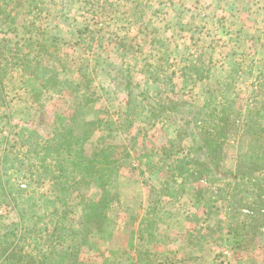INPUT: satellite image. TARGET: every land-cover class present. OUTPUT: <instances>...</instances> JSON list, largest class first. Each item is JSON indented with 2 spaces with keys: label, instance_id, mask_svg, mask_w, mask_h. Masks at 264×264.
I'll list each match as a JSON object with an SVG mask.
<instances>
[{
  "label": "rangeland",
  "instance_id": "rangeland-1",
  "mask_svg": "<svg viewBox=\"0 0 264 264\" xmlns=\"http://www.w3.org/2000/svg\"><path fill=\"white\" fill-rule=\"evenodd\" d=\"M45 1L35 10L40 13L30 15L24 0L8 6L14 22H5L4 28L11 24L16 32L1 33L0 62L16 49L40 56L62 79L82 83L92 106L89 118L119 123L127 93L113 79L112 68L123 69L139 84L137 90L150 99L148 108L165 104L167 115L181 125V117L198 110L233 66L256 69L264 62V0H72L66 16L60 13L61 0ZM26 26L31 31L26 33ZM5 65L8 105L0 106V124L6 126L12 117L14 125L48 131L56 112L70 113L84 98L67 90L44 92L35 102L23 73L11 62ZM152 70L161 77L157 83L151 82ZM236 78L241 96H247L251 79L244 72ZM162 125L139 122L121 135L128 155L122 161L120 199L109 207L105 231L93 247L84 248L82 264H264V216L255 220L215 201L211 182L194 183L178 199L154 190L168 174L170 156L194 144L189 128L175 138L172 128ZM236 132L225 144L224 170L235 168L241 146L248 144ZM41 189L51 193L50 183ZM81 191L99 197L92 187L75 189L71 204L76 213ZM147 216L153 218V238L144 231ZM13 218L12 211L2 209L0 230Z\"/></svg>",
  "mask_w": 264,
  "mask_h": 264
},
{
  "label": "trees",
  "instance_id": "trees-1",
  "mask_svg": "<svg viewBox=\"0 0 264 264\" xmlns=\"http://www.w3.org/2000/svg\"><path fill=\"white\" fill-rule=\"evenodd\" d=\"M12 1L0 0V35L16 32L11 24L4 28L14 22L12 13L6 12ZM45 2L24 0L23 5L30 15L40 13L35 10ZM71 9L72 0H61L63 16ZM26 29V33L31 31L30 26ZM10 53L0 62V106L8 105L5 62L23 73L35 102L41 101L44 92L61 95L67 90L78 91L84 98L72 112H56L48 131L14 125L12 117L6 126L0 124V135L5 133L0 154V213L7 209L15 215L1 226L0 264L83 263L84 248L93 247L96 236L105 231L109 207L120 199L122 161L128 155L121 135H128L139 122L162 123L163 128H172L175 138L184 136L187 127L194 139V144L170 156L168 174L154 188L160 197L178 199L194 183L211 182L215 201H224L226 208L255 220L257 215L264 216V62L256 69L233 66L228 78L207 93L198 110L181 117V125L167 115L165 104L158 110L148 108L150 99L143 89L137 90L139 84L123 69L112 68L113 79H119L117 83L127 93L118 123L88 117L92 106L85 100L86 92H81L82 83L62 79L58 69L40 56L17 49ZM154 70L151 82L157 83L161 77ZM243 72L251 83L249 93L242 97L236 76ZM237 127L241 137L249 139L248 144L241 146L235 168L224 170L225 144ZM46 183H50L51 193L41 189ZM81 187L94 188L99 197L81 191L76 213L71 195ZM205 190H210L209 184ZM152 222L149 216L144 219V231L151 238L155 236Z\"/></svg>",
  "mask_w": 264,
  "mask_h": 264
}]
</instances>
